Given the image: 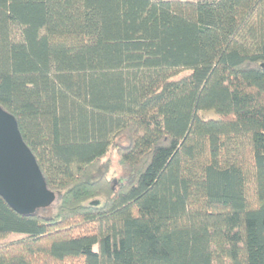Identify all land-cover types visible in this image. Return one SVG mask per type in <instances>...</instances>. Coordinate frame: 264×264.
<instances>
[{
    "label": "trees",
    "instance_id": "16d2710c",
    "mask_svg": "<svg viewBox=\"0 0 264 264\" xmlns=\"http://www.w3.org/2000/svg\"><path fill=\"white\" fill-rule=\"evenodd\" d=\"M0 107L57 194L0 264H264V0H0Z\"/></svg>",
    "mask_w": 264,
    "mask_h": 264
},
{
    "label": "water",
    "instance_id": "95a60500",
    "mask_svg": "<svg viewBox=\"0 0 264 264\" xmlns=\"http://www.w3.org/2000/svg\"><path fill=\"white\" fill-rule=\"evenodd\" d=\"M0 196L13 210L21 214H31L38 209L50 207L57 197L47 187L33 153L22 139L15 117L2 107Z\"/></svg>",
    "mask_w": 264,
    "mask_h": 264
},
{
    "label": "rangeland",
    "instance_id": "374dc122",
    "mask_svg": "<svg viewBox=\"0 0 264 264\" xmlns=\"http://www.w3.org/2000/svg\"><path fill=\"white\" fill-rule=\"evenodd\" d=\"M115 142L113 146H111L106 153V155L102 159V163H105L108 167V178L110 181L113 182V186L116 187L121 181L125 174L119 164V155L117 153L116 146L118 144H124L126 140L124 138H118L115 139Z\"/></svg>",
    "mask_w": 264,
    "mask_h": 264
}]
</instances>
